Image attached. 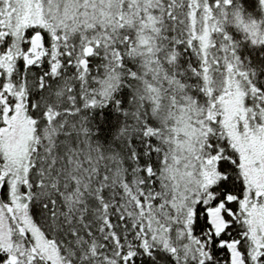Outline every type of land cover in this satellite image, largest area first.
Segmentation results:
<instances>
[{"label":"snow or ice","instance_id":"1","mask_svg":"<svg viewBox=\"0 0 264 264\" xmlns=\"http://www.w3.org/2000/svg\"><path fill=\"white\" fill-rule=\"evenodd\" d=\"M0 264H264V0H0Z\"/></svg>","mask_w":264,"mask_h":264}]
</instances>
